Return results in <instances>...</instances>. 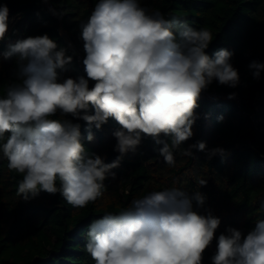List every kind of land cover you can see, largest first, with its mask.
<instances>
[{"label":"clouds","instance_id":"9594fccd","mask_svg":"<svg viewBox=\"0 0 264 264\" xmlns=\"http://www.w3.org/2000/svg\"><path fill=\"white\" fill-rule=\"evenodd\" d=\"M8 26L9 9L0 5V40ZM79 27L86 78L60 76L57 70L73 58L47 34L18 40L3 53L4 60L17 58L18 69L0 95V151L8 170L22 175L17 195L25 201L43 191L59 193L73 208L95 203L106 178L115 176L112 169L136 151L142 136L162 143L160 156L174 166L173 149L193 136L201 94L213 81L231 88L240 82L230 62L233 52L207 54L213 40L208 28L166 18L140 0H98ZM248 67L259 80L264 63L252 61ZM67 117L87 123L89 141L92 126L99 130L113 118L121 126L113 133L120 155L106 164L100 155L88 153L79 123ZM161 135L169 141H161ZM193 148L206 151L209 159L224 154L219 147L207 149L205 142L190 145L183 154L192 157ZM198 183L205 186L207 180ZM205 200L199 191L189 195L179 187L149 191L93 221L85 251L94 264H202L221 223L210 211H196ZM211 260L264 264V219L246 234L228 227Z\"/></svg>","mask_w":264,"mask_h":264},{"label":"trees","instance_id":"16d2710c","mask_svg":"<svg viewBox=\"0 0 264 264\" xmlns=\"http://www.w3.org/2000/svg\"><path fill=\"white\" fill-rule=\"evenodd\" d=\"M98 0H0L7 5L9 19L14 18L6 36L0 40V95L14 82L17 58L3 59L9 45L27 37L47 34L58 48H65L72 63L57 70L62 78L85 76L83 41L80 23L90 16ZM142 6L158 9L166 18L184 20L189 26L208 28L213 40L209 56L227 49L234 53L232 65L238 70L236 88L213 83L205 90L195 109L193 136L173 149L174 166L159 154L163 144L142 136L135 152H128L115 176L104 181L102 197L85 208H73L59 193L46 192L28 201L17 195L22 175L10 172L0 151V264H94L85 251L89 225L107 212H116L139 196L152 190L179 187L194 195L206 197L200 214H211L221 223L210 246L203 253L202 264H212L218 237L228 227L247 233L257 219H264V71L256 80L249 70L252 61L264 63V0H140ZM64 11L63 15L53 14ZM94 85L89 81V87ZM214 92L217 96H209ZM230 93L235 98L229 99ZM223 117L222 120L219 118ZM56 118V117H54ZM79 123L81 139L88 153L100 155L104 163L120 154L114 150L113 133L120 125L113 118L87 140L88 125ZM161 141L169 137L161 135ZM205 142L207 149L222 148L223 156L208 158L206 151L184 149ZM200 179L207 180L199 186ZM195 206V201L193 202Z\"/></svg>","mask_w":264,"mask_h":264},{"label":"rangeland","instance_id":"374dc122","mask_svg":"<svg viewBox=\"0 0 264 264\" xmlns=\"http://www.w3.org/2000/svg\"><path fill=\"white\" fill-rule=\"evenodd\" d=\"M14 21V18H10L9 19V26H8V29H9V27H10V25L12 24V22ZM8 48H9V46H8ZM8 50V49H7ZM6 50V51H7ZM214 92H212L211 94H213ZM211 94H209V96H211Z\"/></svg>","mask_w":264,"mask_h":264},{"label":"built area","instance_id":"2783aa9c","mask_svg":"<svg viewBox=\"0 0 264 264\" xmlns=\"http://www.w3.org/2000/svg\"><path fill=\"white\" fill-rule=\"evenodd\" d=\"M211 96H212V97H213V96L215 97V96H217V94L213 93V94H211Z\"/></svg>","mask_w":264,"mask_h":264}]
</instances>
